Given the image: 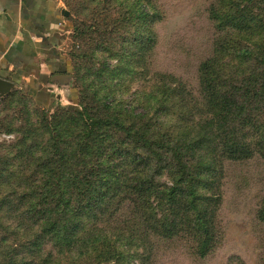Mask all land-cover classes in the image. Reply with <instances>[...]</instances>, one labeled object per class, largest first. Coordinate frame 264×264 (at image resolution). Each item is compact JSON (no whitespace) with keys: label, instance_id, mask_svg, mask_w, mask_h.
Listing matches in <instances>:
<instances>
[{"label":"trees","instance_id":"trees-1","mask_svg":"<svg viewBox=\"0 0 264 264\" xmlns=\"http://www.w3.org/2000/svg\"><path fill=\"white\" fill-rule=\"evenodd\" d=\"M254 1L218 0L210 9L218 37L199 76L211 118L189 125L179 116L178 129L162 132L148 121L63 110L77 134L54 116L45 144L24 136L15 151L1 146L15 158L0 156V264H130L150 259L154 237H187L198 256L209 254L221 237L220 158L264 159V14L250 11ZM142 3L149 16L151 0ZM165 89L150 102L174 109L181 96ZM163 172L171 182L158 183ZM11 234L17 241L8 244Z\"/></svg>","mask_w":264,"mask_h":264},{"label":"rangeland","instance_id":"rangeland-1","mask_svg":"<svg viewBox=\"0 0 264 264\" xmlns=\"http://www.w3.org/2000/svg\"><path fill=\"white\" fill-rule=\"evenodd\" d=\"M255 1L250 11L264 14V3ZM63 2L70 12L63 36V50L72 65L67 88L46 107L34 100L26 86H17L7 95L0 93V147L16 144L24 136L30 144H45L49 137L46 122L54 116L63 129L77 134L80 128L63 110L87 111L93 117L138 126L148 121L162 132L178 129L179 116L189 125L213 116L205 113L199 66L212 55L218 37L210 16L218 0H151L149 16L141 15L142 0ZM224 31L233 33L228 28ZM167 83L181 100L174 99V109H170L158 107L154 99L153 107L150 99L158 95V89L166 90ZM161 99L167 100V94ZM12 145L10 150L15 151ZM6 154L11 152L1 147L0 156ZM222 159V202L215 218L221 237L209 254L198 256L195 242L187 237H154L150 259L145 256L130 264H264V219L260 216L264 159ZM159 182H171L170 173L159 174ZM4 232L0 227V236H6ZM8 239V244L17 241L12 234Z\"/></svg>","mask_w":264,"mask_h":264},{"label":"crops","instance_id":"crops-1","mask_svg":"<svg viewBox=\"0 0 264 264\" xmlns=\"http://www.w3.org/2000/svg\"><path fill=\"white\" fill-rule=\"evenodd\" d=\"M64 9L63 0H0V77L26 86L43 107L65 92L72 72Z\"/></svg>","mask_w":264,"mask_h":264},{"label":"water","instance_id":"water-1","mask_svg":"<svg viewBox=\"0 0 264 264\" xmlns=\"http://www.w3.org/2000/svg\"><path fill=\"white\" fill-rule=\"evenodd\" d=\"M63 14L68 16L70 12L64 9ZM15 88V84L9 80L0 77V93L7 95Z\"/></svg>","mask_w":264,"mask_h":264}]
</instances>
